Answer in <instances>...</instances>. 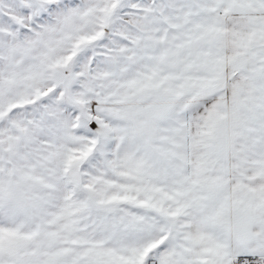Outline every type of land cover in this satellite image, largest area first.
<instances>
[{
  "label": "snow or ice",
  "instance_id": "snow-or-ice-1",
  "mask_svg": "<svg viewBox=\"0 0 264 264\" xmlns=\"http://www.w3.org/2000/svg\"><path fill=\"white\" fill-rule=\"evenodd\" d=\"M0 264H264V0H0Z\"/></svg>",
  "mask_w": 264,
  "mask_h": 264
}]
</instances>
